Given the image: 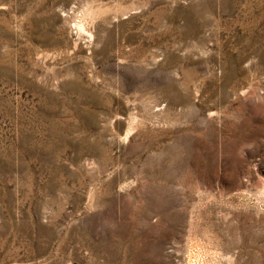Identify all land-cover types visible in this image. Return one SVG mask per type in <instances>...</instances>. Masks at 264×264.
Listing matches in <instances>:
<instances>
[{"label": "rangeland", "instance_id": "rangeland-1", "mask_svg": "<svg viewBox=\"0 0 264 264\" xmlns=\"http://www.w3.org/2000/svg\"><path fill=\"white\" fill-rule=\"evenodd\" d=\"M191 252L264 264V0H0V264Z\"/></svg>", "mask_w": 264, "mask_h": 264}, {"label": "bare ground", "instance_id": "bare-ground-1", "mask_svg": "<svg viewBox=\"0 0 264 264\" xmlns=\"http://www.w3.org/2000/svg\"><path fill=\"white\" fill-rule=\"evenodd\" d=\"M74 12H76L75 9H74ZM77 18L78 19L76 20L74 25L77 28L78 33L79 34H85V35H88V36L92 37V34H90L89 31L86 29V24H85V21H84V14L83 13H78ZM119 50L121 51L120 53H121L122 56H126V52H125L122 44L119 46ZM194 257H197V254L194 255L193 252H191L189 255H187V257H186L187 264H197L196 261H195L196 259H194Z\"/></svg>", "mask_w": 264, "mask_h": 264}]
</instances>
